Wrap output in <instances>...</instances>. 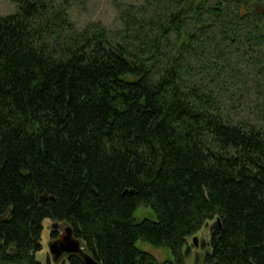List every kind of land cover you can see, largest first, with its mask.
I'll return each instance as SVG.
<instances>
[{
  "label": "trees",
  "instance_id": "1",
  "mask_svg": "<svg viewBox=\"0 0 264 264\" xmlns=\"http://www.w3.org/2000/svg\"><path fill=\"white\" fill-rule=\"evenodd\" d=\"M9 1L0 264H40L45 219L100 264H184L207 221L203 264H264V0H144L120 9L113 38L55 0ZM252 93L261 112L237 116ZM139 207L155 218L136 221Z\"/></svg>",
  "mask_w": 264,
  "mask_h": 264
},
{
  "label": "rangeland",
  "instance_id": "2",
  "mask_svg": "<svg viewBox=\"0 0 264 264\" xmlns=\"http://www.w3.org/2000/svg\"><path fill=\"white\" fill-rule=\"evenodd\" d=\"M144 0H55L56 4L67 10L70 21L77 29H82L88 25H95L104 29L109 37L113 38L117 30L120 28L119 11L129 4L137 5ZM18 11V6L9 0H0V17L13 15ZM257 101L254 94H246L243 98L237 97L233 99L236 114L239 117L247 118L244 112L246 106H252ZM226 103V102H225ZM261 101H257L258 111L262 108ZM227 104V103H226ZM256 104V103H255ZM250 108V107H248ZM261 112V111H260ZM134 218L140 221L143 218L154 219L153 211L146 207H139ZM213 221H207L202 224L198 232L190 236L186 245L182 248L184 255V264H203V257L208 250L209 228ZM41 246L42 249L36 253V259L40 264H68L66 256H62L58 261L53 262L48 253V245L53 242L51 231L55 226L58 234L67 226L64 223L54 222L45 219L42 222ZM137 247L153 255L158 261L172 259L171 252L164 248H154L143 242H137ZM83 247V246H82Z\"/></svg>",
  "mask_w": 264,
  "mask_h": 264
},
{
  "label": "water",
  "instance_id": "3",
  "mask_svg": "<svg viewBox=\"0 0 264 264\" xmlns=\"http://www.w3.org/2000/svg\"><path fill=\"white\" fill-rule=\"evenodd\" d=\"M55 226L52 231H54ZM56 231V230H55ZM48 253L53 262L58 261L62 256L77 255L80 257L83 264H100L89 254H87L82 247L80 240L76 239L69 227L62 230L56 239L48 245Z\"/></svg>",
  "mask_w": 264,
  "mask_h": 264
},
{
  "label": "flooded vegetation",
  "instance_id": "4",
  "mask_svg": "<svg viewBox=\"0 0 264 264\" xmlns=\"http://www.w3.org/2000/svg\"><path fill=\"white\" fill-rule=\"evenodd\" d=\"M57 236H58V232L56 231V237H55V238H53V240H54V239H56V238H57ZM66 258H68V256H66Z\"/></svg>",
  "mask_w": 264,
  "mask_h": 264
}]
</instances>
